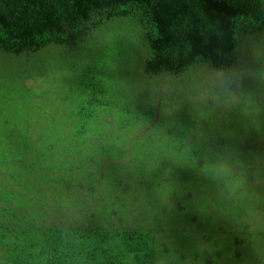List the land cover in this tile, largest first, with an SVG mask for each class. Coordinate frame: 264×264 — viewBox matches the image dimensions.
<instances>
[{"label":"rangeland","instance_id":"1","mask_svg":"<svg viewBox=\"0 0 264 264\" xmlns=\"http://www.w3.org/2000/svg\"><path fill=\"white\" fill-rule=\"evenodd\" d=\"M257 43L264 49V41ZM147 51L136 23L128 19L108 22L77 46H64L58 53L55 49L43 51L40 55H54L56 62L52 72L40 78L42 86L36 87L39 83L35 80L27 82L30 92L23 82L10 77L9 68L4 74L0 71V100L4 103L0 113L15 116L19 124L33 119L35 124L39 121L47 125L88 105L89 111L99 114L103 125L107 124L106 116L111 117L110 124L113 118L130 121L128 131L119 133L122 140L129 139L124 149L130 153L121 170L113 163V152L118 153V148L113 151V127L112 140L104 144L108 147H84L81 155H70L66 160L78 164L76 175L64 180L78 185L68 190L67 201H62L70 205L69 212L73 214L79 200L86 198L100 203L94 207L101 214L99 218L113 216L116 229L206 224L214 226L216 234L220 225H237L235 220L245 215L240 206H252L254 213L260 214L253 220L252 248L247 242L244 246L234 239L225 241L211 228L207 234L215 240L209 243L204 241L207 234L195 232V227L191 232L158 235L159 250L175 238L178 248L202 250L208 258H217L215 254L225 259L235 256L237 261L242 259L241 264H249L253 247L264 248V62L252 85L230 88L223 77L218 81V72L207 64L184 75L169 76L170 82L151 83L141 75ZM2 65L0 59V69ZM154 104H158L161 118L154 129L145 128L152 119ZM144 105L146 113L142 112ZM100 129L107 130L105 126ZM36 132L39 137L32 139L36 143L34 153L52 140L44 131L39 129L33 134ZM63 147L61 144L59 149ZM107 149L111 153H105ZM153 151L160 153L159 162L164 167L162 173L143 183L148 170L142 174L139 165L142 167V159ZM11 157V148L0 152V173L8 171L9 164H1ZM230 161L238 162L237 171L230 170ZM97 183L103 186L95 196L91 188ZM128 185L132 188L122 191ZM229 200H233L230 209L225 206ZM130 222H134L132 226ZM239 253L248 256L237 257Z\"/></svg>","mask_w":264,"mask_h":264},{"label":"trees","instance_id":"2","mask_svg":"<svg viewBox=\"0 0 264 264\" xmlns=\"http://www.w3.org/2000/svg\"><path fill=\"white\" fill-rule=\"evenodd\" d=\"M123 19L136 23L142 31L148 51L141 75L147 76L151 83L170 82L169 76L184 75L194 67L207 64L218 73H224L222 80L234 88L246 83L252 85L257 79L255 74L262 69L264 58L253 60L251 50L258 41H264V0H0V59L3 64L0 71L4 74L6 67L9 68L10 77L23 82L30 92L27 82L35 80L39 83L36 87L42 86L40 78L49 75L56 62L54 55H40L43 51L55 49L58 53L64 46H77L102 25ZM229 80H234L235 86L229 84ZM1 92L0 84V95ZM145 106L143 113L147 112ZM157 106L154 104L155 111L145 128L154 129L158 125L161 116ZM2 107L4 103L0 100V109ZM88 109V105L81 106L72 114L59 117L57 123L47 125L39 121L35 124L33 119L19 124L15 116L0 113V152L11 148L13 154L1 164L9 166L7 172L0 173V260L7 262L20 256L24 257L22 264L29 259H36L37 264H47V261L49 264H117L124 256L132 258L134 264H154L156 245L160 241L158 235L162 232L186 233L194 227L200 231L198 233L207 234L208 228L215 231L214 226L203 224L171 225L161 229L128 227L118 232L113 216L105 220L99 218L101 214L94 207L100 203L86 198L79 200L71 214L70 205L62 202L67 201L68 190L78 187L77 183L72 186L64 181L77 173L78 164L66 161L70 155H81L84 147L90 150L108 147L104 144L112 140L113 127V151L118 148L117 154L113 152V163L120 165L121 170L130 157L129 150L124 149L129 139L122 140L119 133L128 131L131 122L113 118L110 124L112 119L106 116L107 124L103 125L99 123V114ZM106 110L108 115L109 110ZM102 126L107 130L102 132ZM39 129L52 140L47 141L45 149L38 148L35 154L36 143L32 139L38 138L39 133L33 132ZM61 144L70 147L59 149ZM105 153L111 151L107 149ZM159 154L153 151L148 157H141L142 174L148 170L143 183L149 182L154 174L162 173L164 163L159 162ZM100 186L103 183L92 185L93 194ZM129 188L132 186L123 187L122 191ZM215 196L220 201V197ZM233 200L225 206L230 209ZM239 209L245 215L235 220L237 225H220L214 235L225 241L234 239L237 245L243 243L245 246L247 242L252 248L255 235L251 230L260 214L254 213L252 206ZM251 210L253 214H249ZM130 223L132 226L134 222ZM69 225L103 229L98 234L97 244L91 243V247L96 248L92 259L69 261L66 258L63 261L62 248L73 246H69L72 243L65 245L59 237L69 234L61 230ZM99 250L102 252L97 256ZM116 250H121L120 255L114 254ZM243 255L248 256L239 253L237 257ZM252 260L249 264L254 263Z\"/></svg>","mask_w":264,"mask_h":264},{"label":"crops","instance_id":"3","mask_svg":"<svg viewBox=\"0 0 264 264\" xmlns=\"http://www.w3.org/2000/svg\"><path fill=\"white\" fill-rule=\"evenodd\" d=\"M118 228H119L117 230L118 232L128 229L127 226H118ZM129 228H132V227H129ZM61 230L69 234L62 235L59 238L62 241H64L63 243L65 245L72 243V245H69V246H73V247L62 248V253H63L62 255L64 259L63 261H66V258H69V261H71L72 259H77V260L88 259L89 260L93 258L92 256L96 248L95 247L92 248L91 243H93L94 245L97 244V240L100 238L98 234L102 233L103 229H100V227H93L90 225H69L65 228H62ZM165 232L166 231L162 233H165ZM167 232L171 233L172 231H167ZM195 232H200V231L195 229ZM177 239H181V238H177ZM175 240H176L175 238H171L169 242L165 244L167 242V240L165 239V242L162 244V245L165 244L164 245L165 247L164 249H161V250L158 249V243H157L156 245L157 256H156V260L154 264H160L161 258L163 256H168V255H172L175 257L174 262L169 261V264H239L238 261L241 262L239 258H238V261L237 259H233L235 256H232L231 259H225V258H220L219 257L220 255L215 254V256H218L217 258H214V257L208 258L207 252L204 253V251L202 250H199L196 252L193 250L178 248L177 245L175 244ZM204 241L206 243H209V242H214V239H212V237L208 236L207 234ZM174 245L176 246V248L173 249ZM101 252L102 250L97 251L98 253L97 256L101 255L100 254ZM120 252L121 250H116L114 251V254L120 255ZM0 257L2 258V255H0ZM23 258L24 257H20V256L14 257V258L8 259L7 262H4V259H1L0 264H22L21 260ZM121 258L123 259H121V261H118L117 264H134V260L132 258L124 257V256H122ZM29 260L26 262L23 261V264H29V263L37 264L38 262L36 259H32L30 261ZM47 264H49L48 261H47Z\"/></svg>","mask_w":264,"mask_h":264},{"label":"clouds","instance_id":"4","mask_svg":"<svg viewBox=\"0 0 264 264\" xmlns=\"http://www.w3.org/2000/svg\"><path fill=\"white\" fill-rule=\"evenodd\" d=\"M251 56L253 60L264 58V49H262L258 44L254 45L251 50ZM218 80L224 76V73H218ZM229 83L235 86L234 80H229ZM231 162V161H230ZM238 163V162H236ZM236 163L231 162V169L232 171L236 170ZM204 171V169H203ZM175 257L172 255L163 256L160 260V264H169V261L174 262ZM254 264H264V248H256L253 247V260Z\"/></svg>","mask_w":264,"mask_h":264}]
</instances>
